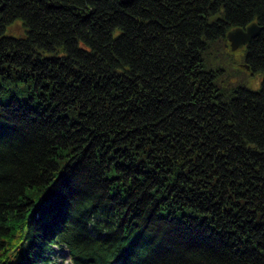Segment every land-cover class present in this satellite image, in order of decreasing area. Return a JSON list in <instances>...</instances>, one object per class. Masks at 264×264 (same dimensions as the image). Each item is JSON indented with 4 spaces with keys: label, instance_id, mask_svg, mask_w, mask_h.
Returning <instances> with one entry per match:
<instances>
[{
    "label": "trees",
    "instance_id": "trees-1",
    "mask_svg": "<svg viewBox=\"0 0 264 264\" xmlns=\"http://www.w3.org/2000/svg\"><path fill=\"white\" fill-rule=\"evenodd\" d=\"M55 249L264 264V0H0V264Z\"/></svg>",
    "mask_w": 264,
    "mask_h": 264
},
{
    "label": "water",
    "instance_id": "water-1",
    "mask_svg": "<svg viewBox=\"0 0 264 264\" xmlns=\"http://www.w3.org/2000/svg\"><path fill=\"white\" fill-rule=\"evenodd\" d=\"M260 26L256 22H251L245 27H236L230 29L226 38L228 46L232 51L245 46L252 38H254L260 31ZM248 68L247 66L245 67Z\"/></svg>",
    "mask_w": 264,
    "mask_h": 264
},
{
    "label": "rangeland",
    "instance_id": "rangeland-1",
    "mask_svg": "<svg viewBox=\"0 0 264 264\" xmlns=\"http://www.w3.org/2000/svg\"><path fill=\"white\" fill-rule=\"evenodd\" d=\"M21 32V24L19 21H15L12 26L8 27L6 29V34L7 35H13V36H18V33ZM249 81H248V86L251 89H256L259 87V80H260V74H255L254 76H249ZM55 252L58 254L55 256V258L53 259V263L54 264H68L67 263V257L65 256V258H61L59 256H61L64 253L63 249H55ZM8 264H15L14 261L9 262Z\"/></svg>",
    "mask_w": 264,
    "mask_h": 264
},
{
    "label": "bare ground",
    "instance_id": "bare-ground-1",
    "mask_svg": "<svg viewBox=\"0 0 264 264\" xmlns=\"http://www.w3.org/2000/svg\"><path fill=\"white\" fill-rule=\"evenodd\" d=\"M261 28V27H260ZM246 67V66H245ZM246 69V68H245ZM248 69V68H247Z\"/></svg>",
    "mask_w": 264,
    "mask_h": 264
}]
</instances>
